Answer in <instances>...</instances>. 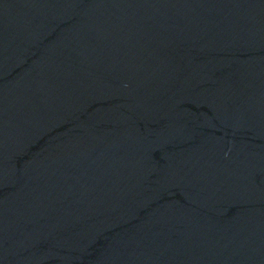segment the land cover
<instances>
[{
  "label": "water",
  "instance_id": "water-1",
  "mask_svg": "<svg viewBox=\"0 0 264 264\" xmlns=\"http://www.w3.org/2000/svg\"><path fill=\"white\" fill-rule=\"evenodd\" d=\"M0 264H264V0H0Z\"/></svg>",
  "mask_w": 264,
  "mask_h": 264
}]
</instances>
